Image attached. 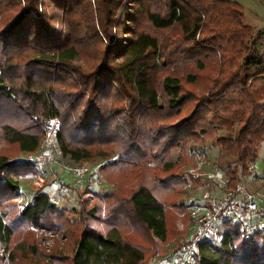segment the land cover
<instances>
[{
	"label": "trees",
	"instance_id": "1",
	"mask_svg": "<svg viewBox=\"0 0 264 264\" xmlns=\"http://www.w3.org/2000/svg\"><path fill=\"white\" fill-rule=\"evenodd\" d=\"M50 117L61 119L63 155L75 162L106 157L101 174L115 187L97 193L91 209L84 200L80 218L47 193L17 210L11 198L19 183L11 173L22 166L0 154V207L18 212L0 213V248L24 246L10 249L26 221L66 228L76 242L68 264H142L156 237L176 234L168 205L186 177L176 171L182 157L169 159L173 149L211 140L234 158L231 188L258 158L264 27L255 32L245 8L231 0H0V134L18 151L34 152ZM220 243H201L194 264H264V227L244 240L227 222ZM30 246L43 260L63 257L37 240ZM16 260L14 252L10 264Z\"/></svg>",
	"mask_w": 264,
	"mask_h": 264
},
{
	"label": "rangeland",
	"instance_id": "2",
	"mask_svg": "<svg viewBox=\"0 0 264 264\" xmlns=\"http://www.w3.org/2000/svg\"><path fill=\"white\" fill-rule=\"evenodd\" d=\"M231 1L237 2L245 8V21L254 27L255 32L264 27V0ZM127 5H129L128 10L132 11L131 4L128 3ZM122 10L120 9L119 14ZM51 11L52 7L47 6L46 14L49 17ZM123 18L126 23H129L128 17L124 16ZM51 23L56 25L57 29H62V25L57 20H51ZM175 32L177 31L175 30ZM115 33V38L119 37V32L115 30ZM84 61H86L85 57L80 59L78 63H84ZM189 68L190 66H187L185 67V70H188ZM206 72H208V70L204 73ZM220 132L224 133V131L221 130ZM194 147H202V149L208 154V165L202 170V172L197 170ZM0 154L7 155L10 160L16 161L19 167L22 166L20 172L17 173L12 171L13 173H11V176L18 180L19 188H22L24 194V200L22 196L19 198V200L22 199L23 201L21 203L15 199L19 193H16L11 198L12 203L17 205V210L24 208L27 205V201L28 203H31L37 193H47L52 197L53 202L56 203V206L60 210L71 212L70 216L72 218H80V215L75 214V212L77 213L81 210L84 200H89L90 204L88 209H91L96 205L97 193L100 195H106L115 187V183L108 182L104 175L101 174V167L107 162V158L100 156L98 153H95L89 159L82 160L83 162H78L77 164L68 156L58 157L61 165L57 163L50 164V169L43 172V181L37 179L38 174L33 166H25L20 163L21 161H29L27 159L28 153L18 151L16 146L8 143L1 134ZM113 157L114 156H111V158ZM180 157H182V164L176 168V171L183 177H186V180L185 183H183L182 193L175 200V203H170L168 205V207L175 212L176 234L168 240H160L156 237L154 243L149 246V251L143 264H175L174 255L176 254V250L182 242H187L192 237L193 229L189 230L192 226V221L188 215L189 199L194 198V196L200 193L211 192L210 190L214 188V181L208 175V171L213 172L215 170L213 174H218V171L226 174L230 167L235 166L233 161L234 158L228 156L224 152H220L218 146L214 145L211 140H206L205 142L191 140L185 149L181 150V148H176L170 152L169 159L171 161L178 160ZM86 163L90 167V172L84 176L78 177L74 171V167H77L80 164L85 165ZM256 165L260 171L264 172V141L260 146ZM191 169L195 170L191 171ZM195 172H200V174L196 175ZM244 175L246 176V180H248L250 188L258 186L257 181L249 177V174L246 173ZM40 183H43V185L40 186ZM3 211H8L10 217H14V215L18 213L14 212L11 214V210L8 206L0 207V213ZM90 213L91 211L89 210V212L86 213V216L89 217ZM5 220L8 221V218L5 217ZM92 224L98 227L102 226L101 222L94 220H92ZM182 224L185 227L184 229L181 228ZM18 225L21 226L22 230H18L14 234L11 242L13 248L10 247V249H14L19 243L25 242V244L24 246H21L23 248L15 247L16 251L12 250V252L9 249L1 247L0 256L2 257H0V264H10V257H12L14 252L17 264H68L67 259L73 256L76 242L72 236L65 234V227L50 228L41 226L35 228L26 221H21ZM36 240L38 246L46 253L58 249L55 253L58 251L60 252L63 257L57 258L61 261L52 260L49 257H45L43 260L42 251L39 249V253H37L33 250L32 246H30V243H35ZM221 240L217 242L216 245L221 244Z\"/></svg>",
	"mask_w": 264,
	"mask_h": 264
},
{
	"label": "built area",
	"instance_id": "3",
	"mask_svg": "<svg viewBox=\"0 0 264 264\" xmlns=\"http://www.w3.org/2000/svg\"><path fill=\"white\" fill-rule=\"evenodd\" d=\"M61 127L62 122L59 117H50L45 120L39 148L28 153L27 159L38 174V180L43 181V172L50 169V164L61 165L58 158L64 156L59 142ZM194 156L197 170L202 172L208 165V154L202 147H194ZM247 168V174L257 181V187H249L243 172L239 174L235 186L231 188L228 177H226L227 173L218 171V174H213L215 170L208 171V175L214 181L215 189L212 188L211 192L200 193L189 199L188 215L192 221L189 230L193 229L192 237L187 242H182L176 250L175 264L196 263L201 257L199 245L204 242L215 244L219 242L223 237L227 222L239 226L241 237L244 240L251 238L264 227V172L258 169L256 160H250ZM194 170L191 169V171ZM74 171L78 177H81L90 172V167L87 163L80 164L74 167ZM195 174L199 175L200 172H195ZM42 185L43 183H40V186ZM17 194L19 196L17 195L15 199L20 203L23 202L22 199L19 200L21 196L24 200L22 188H18ZM50 198L53 202L52 197ZM181 228H185L183 224Z\"/></svg>",
	"mask_w": 264,
	"mask_h": 264
}]
</instances>
